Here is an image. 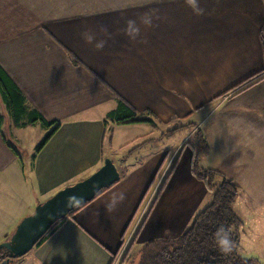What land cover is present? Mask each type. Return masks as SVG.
I'll return each instance as SVG.
<instances>
[{"label": "crops", "instance_id": "1", "mask_svg": "<svg viewBox=\"0 0 264 264\" xmlns=\"http://www.w3.org/2000/svg\"><path fill=\"white\" fill-rule=\"evenodd\" d=\"M0 67L25 107L15 122L0 98V243L106 157L120 171L23 264H111L128 235L176 238L212 198L195 152L236 186L241 233L240 213L264 212V0H0ZM119 99L154 123L109 119ZM32 111L59 127L23 158L13 141ZM183 128L192 140L153 146Z\"/></svg>", "mask_w": 264, "mask_h": 264}, {"label": "trees", "instance_id": "2", "mask_svg": "<svg viewBox=\"0 0 264 264\" xmlns=\"http://www.w3.org/2000/svg\"><path fill=\"white\" fill-rule=\"evenodd\" d=\"M0 98L15 122L20 121L25 112L24 97L1 67ZM147 113H137L119 99L117 107L108 114V118L117 124L154 123L151 118L147 117ZM28 118L29 122L40 121L49 128L35 147V152H39L57 130L59 123L48 122L41 115L33 113V111ZM200 144V151L207 150L204 141L201 139ZM171 170L160 183L157 196L165 185ZM192 172L197 178L205 181L207 189L212 194L211 202L195 215L187 229L176 238L156 239L145 243L141 247V257L138 264H262L258 256L255 254L243 255L238 248L243 223L233 210V203L238 195L236 186L223 174L213 169H200L197 164V152L193 154ZM66 217L52 224L36 243V246L57 231ZM220 226L227 228L231 237L232 251L227 254L222 253L216 243L215 233Z\"/></svg>", "mask_w": 264, "mask_h": 264}, {"label": "water", "instance_id": "3", "mask_svg": "<svg viewBox=\"0 0 264 264\" xmlns=\"http://www.w3.org/2000/svg\"><path fill=\"white\" fill-rule=\"evenodd\" d=\"M119 178L120 173L113 160L106 157L93 173L65 185L37 203L34 210L19 221L8 239L0 243L1 263L10 264L13 259L24 256L52 224L93 199Z\"/></svg>", "mask_w": 264, "mask_h": 264}, {"label": "rangeland", "instance_id": "4", "mask_svg": "<svg viewBox=\"0 0 264 264\" xmlns=\"http://www.w3.org/2000/svg\"><path fill=\"white\" fill-rule=\"evenodd\" d=\"M169 128L173 129L174 127L173 128L169 127ZM48 129L49 128L46 127L44 124H42L40 121H36L34 123H31L26 129L18 130V132L14 136L15 139L17 135L18 139H15V141L12 140V137L10 136L8 129H6V131H7V137L13 141L15 148L18 149L19 153L23 156V158H27L29 154L32 155V153H34L36 144L44 137ZM154 135L155 134L151 135L150 137H154ZM184 137H186V139L188 138L189 140L193 139V135H191V131L187 128H183L181 131H178L174 136L167 137L161 140L160 142H155L153 146H160L162 143H165L167 141L170 144H173L175 142L176 144H178L181 142V140ZM136 149H134L133 151H135ZM140 155H142L141 151L134 153L135 158L139 157ZM133 161L134 160H131L130 162ZM259 209H260V213H259ZM261 209H263V205L261 208L260 205L257 206L256 204V207L253 210L252 215H251V210H248V212L245 213H240L241 218L245 220L244 222L247 223V225L244 227L245 230L242 233L240 232L241 237L238 248L240 252L243 253V255L255 254L256 256L259 257L260 261L263 264L264 263V212L261 213ZM259 215L260 218H257L259 217ZM133 239L134 237L132 235L131 236L128 235L125 237V239L121 242L119 250L114 255L111 264H138L139 259L141 257V251H142L141 247H143L144 244L142 243L135 244V242H133ZM19 261L24 263L22 259H19L17 261H14L12 264H16Z\"/></svg>", "mask_w": 264, "mask_h": 264}, {"label": "clouds", "instance_id": "5", "mask_svg": "<svg viewBox=\"0 0 264 264\" xmlns=\"http://www.w3.org/2000/svg\"><path fill=\"white\" fill-rule=\"evenodd\" d=\"M126 32L130 37L135 38V36L139 33V27L136 25L135 21L130 20L128 22ZM85 38L89 42L94 40V36L88 33L85 34ZM103 44V41H98L96 42V47H103ZM215 238L216 243L222 253L227 254L232 251V241L227 228L220 226L215 233Z\"/></svg>", "mask_w": 264, "mask_h": 264}, {"label": "built area", "instance_id": "6", "mask_svg": "<svg viewBox=\"0 0 264 264\" xmlns=\"http://www.w3.org/2000/svg\"><path fill=\"white\" fill-rule=\"evenodd\" d=\"M16 264H23L21 261L17 262Z\"/></svg>", "mask_w": 264, "mask_h": 264}]
</instances>
